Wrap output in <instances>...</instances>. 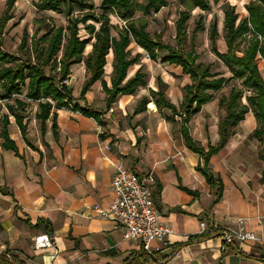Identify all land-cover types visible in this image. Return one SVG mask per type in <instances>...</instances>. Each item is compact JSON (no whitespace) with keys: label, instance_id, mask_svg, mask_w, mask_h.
<instances>
[{"label":"crops","instance_id":"0c3cea01","mask_svg":"<svg viewBox=\"0 0 264 264\" xmlns=\"http://www.w3.org/2000/svg\"><path fill=\"white\" fill-rule=\"evenodd\" d=\"M104 81L110 87V81ZM149 89L158 90L146 83L132 95L118 96L106 110V94L97 81L84 100L74 96L73 103L102 112L97 121L53 108L43 133L36 119L38 105L28 104L21 113L24 138L9 115L7 133L17 151L2 148L0 138V254L9 251L21 264H123L145 251L92 212L94 206L111 203L113 176L117 167H124L139 177L153 174L156 208L172 228L164 242L152 243L150 252L145 251L149 256L143 264H264V184L242 165L230 167L232 156H239L236 134L208 164L223 183L221 199L215 202V188L196 169L199 156L182 142L178 117L170 121L171 112L155 106ZM144 96L150 100L145 111L133 114ZM166 96L178 107L184 95L178 106ZM212 101L188 123L191 137L203 148L218 141V124L214 132L202 129L198 137L190 128ZM237 219L258 240L236 241L221 251V228ZM40 233L51 237L54 249L35 250L34 238Z\"/></svg>","mask_w":264,"mask_h":264},{"label":"trees","instance_id":"16d2710c","mask_svg":"<svg viewBox=\"0 0 264 264\" xmlns=\"http://www.w3.org/2000/svg\"><path fill=\"white\" fill-rule=\"evenodd\" d=\"M17 0H5V6L0 16V32L6 24L13 19L12 11ZM183 7L175 22V45L171 46L161 42L160 36L152 38L147 29L144 18H135L137 13L147 16L158 13L161 8L168 5L167 0H146L137 3L136 0H102V13L97 14L92 0H38L35 8L41 12L61 14L65 18L63 26H56L46 20H34L38 28L30 35L23 29L20 43L15 55L6 53L0 44V101L6 113H2L0 105L1 146L5 150L16 152L17 148L7 133L9 115L14 118L22 137L26 134V124L23 123V113L29 102L37 103L36 119L40 123L41 133L44 132L45 121L49 118L51 110L69 109L97 121L102 112L73 104L75 98L72 89L64 84L71 74L73 65L84 62L86 78L79 93V100H84L91 86L101 82L103 92L106 94V110L120 95H132L138 87L146 86V76L137 70L127 78L128 69L138 62L139 55L129 58L128 46L133 40L135 44L145 51L152 61L180 67L182 74L187 75L191 84L184 86V96L178 107L173 105L165 94V84L158 80V90H148L149 97L158 109H167L171 112L170 121L175 117L179 119V129L184 146L199 156L201 165L196 167L207 181L215 188V202L221 199L223 183L220 178H214L209 172L210 158L223 149L229 138L234 135V129L244 120L248 112H252L256 127L251 137L259 141L264 140V78L262 77L258 60L264 62V0H250L245 10L247 16L239 19L234 5H227L223 12V30L226 52L220 53L216 49L218 37L217 25L213 22L209 28V40L212 52L222 61L232 79H237L241 85L250 92L242 103L243 92L232 89L224 99V116L218 123V141L215 145L201 147L190 135L189 120L201 111V107L212 101L213 93L219 91L226 79L217 77L210 72L208 66L197 63L198 55L192 48L183 51L182 45L186 38V23L190 14L198 9L201 12L210 10L211 3L217 4L221 0H177ZM115 15L124 25L119 29L117 38L111 36L109 15ZM81 28L87 35L82 38L79 34ZM203 30L202 20H198L192 33ZM43 31L42 34L40 32ZM250 40L243 51L237 50V42L245 35ZM88 44L91 51L83 59V53ZM113 53V77L110 87L104 81V70L107 56ZM163 53L164 55L160 56ZM149 97H142L133 114L145 111L150 102ZM56 115L53 114L52 129L55 132ZM264 184V174L260 177ZM188 192V191H187ZM182 247V244L177 248ZM0 254V264H21L17 262L9 251ZM148 254L141 251L132 258L126 259L123 264H143L148 260Z\"/></svg>","mask_w":264,"mask_h":264},{"label":"rangeland","instance_id":"374dc122","mask_svg":"<svg viewBox=\"0 0 264 264\" xmlns=\"http://www.w3.org/2000/svg\"><path fill=\"white\" fill-rule=\"evenodd\" d=\"M38 0H17L14 9L12 11L13 19L10 20L5 28L0 32V44L2 50L6 53L15 55L17 47L20 43L23 29L26 28L27 32L32 35L38 28V23H34V20H46V22H52L56 26H63L65 24V18L61 14L53 12H41L35 8V3ZM102 0H92L95 12L97 14L102 13L101 9ZM250 0H221L217 4L211 3L210 10L201 12L196 9L191 14L186 23V38L182 45L183 51L188 52L192 48L198 55L197 63L203 66H208L210 72L217 77H223L226 79L223 87L213 93L212 104L208 105L206 109L200 113L196 118L198 124L192 125V131L198 137L201 136V130L204 129L206 133L214 132L216 129L217 120L224 116V99L227 98L232 89H239L243 92L242 103H246L245 97L250 95V92L241 85V82L237 79L231 78V73L225 66V64L218 60L212 52V46L209 40V28L210 25L215 22L218 30V37L216 39V49L220 53L226 52V45L224 42L225 32L223 30V12L227 5H234L236 7L235 12L238 14L239 19L247 16L245 6ZM137 3H145L146 0H136ZM168 5L160 9L158 13H150L147 16L137 13L135 18H144L147 21L146 31L154 38L160 36L161 42L171 46L175 45V22L179 17V13L183 11V7L177 0H167ZM5 6V0H0V16ZM111 24V36L117 38L119 29L123 27V23L113 14L109 15ZM198 20H202L203 30L193 34L192 31ZM43 31L40 32L42 34ZM82 38H86L84 30L81 28L79 32ZM250 40V35L247 34L237 42V50L243 51ZM127 50L129 58H133L139 55L138 62L128 69V77H132L137 70L146 76V83L148 86H153L158 89L157 82L162 80L166 86L163 87L166 94L171 100L179 105L180 98L184 95L183 86L190 84V79L183 75L180 68L175 65L162 64L159 61L150 60L145 51L138 47L132 40ZM91 51V44H88L83 53V59H86ZM164 55L163 53L160 56ZM107 63L104 70V79L109 82L113 77V53L110 51L106 58ZM259 71L264 78V62L262 60L257 61ZM70 76L67 81V86L72 88L73 96H78L81 85L86 78L84 62L73 65L70 68ZM32 108H35L37 103L29 102ZM2 106L3 103H0ZM2 113H5V108L2 106ZM33 112V109L32 111ZM195 118V117H194ZM246 121L240 122L234 129L236 136L235 146H238L239 156H232L230 167H236L242 165V168L249 173L252 177H258L264 174V140L259 141L254 137H251L253 129L256 127L252 112L250 111L245 116ZM195 122V121H193ZM192 122V123H193ZM175 124V123H174ZM177 124V123H176ZM200 130V133L197 131Z\"/></svg>","mask_w":264,"mask_h":264},{"label":"built area","instance_id":"2783aa9c","mask_svg":"<svg viewBox=\"0 0 264 264\" xmlns=\"http://www.w3.org/2000/svg\"><path fill=\"white\" fill-rule=\"evenodd\" d=\"M67 84V81H64ZM3 103V101H0ZM155 178L150 172L139 177L131 170L117 167L111 182V203L106 206H94L93 215L102 220L112 222L121 232L122 239L139 242L147 252L152 243H162L172 233L171 225L163 221L154 200L152 188ZM200 223V227H204ZM221 247L234 242L257 241L258 238L245 228L242 219H237L234 225L221 228ZM35 250L54 249V244L48 234L40 233L34 238ZM56 254V251L54 250ZM9 259L8 254H4Z\"/></svg>","mask_w":264,"mask_h":264}]
</instances>
